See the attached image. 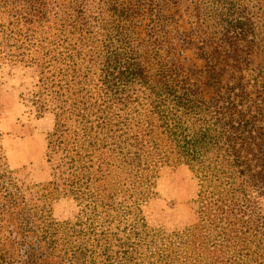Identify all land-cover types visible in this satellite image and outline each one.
<instances>
[{
    "label": "trees",
    "instance_id": "1",
    "mask_svg": "<svg viewBox=\"0 0 264 264\" xmlns=\"http://www.w3.org/2000/svg\"><path fill=\"white\" fill-rule=\"evenodd\" d=\"M181 1L0 0V63L36 74L30 101L37 117L53 115L47 149L55 140L64 151L60 179L78 207L57 223L45 206L57 181L31 206L0 164V212L15 213L26 262L52 250L56 225L69 234L65 264L128 245L110 223L130 219L136 231L154 169L186 165L199 180L197 222L167 236L158 261L264 264V0H194L195 25L180 32ZM151 243L159 253L161 240Z\"/></svg>",
    "mask_w": 264,
    "mask_h": 264
},
{
    "label": "rangeland",
    "instance_id": "2",
    "mask_svg": "<svg viewBox=\"0 0 264 264\" xmlns=\"http://www.w3.org/2000/svg\"><path fill=\"white\" fill-rule=\"evenodd\" d=\"M192 1L194 0H182L175 8L174 31H188L195 25ZM201 1L200 7L212 6L211 0ZM236 1L241 4L248 2ZM204 12L206 15L203 21L212 17L209 10ZM184 55L187 57L191 53L185 51ZM196 61L201 63L200 60ZM255 69L256 66L251 64L246 72L252 74ZM36 80V74L27 68L13 63H0V164L13 177L22 196L31 206L41 205V194L51 190L49 181H57L60 191L57 197L51 196L45 206L53 220L61 224L74 221L78 207L75 206L68 187L61 183L60 170L64 169V151L57 150L55 140L50 142L47 149L48 134L54 123L53 115L46 113L37 117L30 101V94L37 87ZM151 181L149 197L139 207L141 220L138 221L137 233L130 226V219H116L108 226L117 232L116 239L123 240L130 234L128 245H112L106 254L99 247L93 250L88 248L87 264H125L122 258L126 254L125 249L131 252L129 264H169L158 261V257L160 253L168 251L167 236L193 228L197 222L193 201L199 189V180L186 165H159L154 169ZM14 216L15 213L10 210L0 212V256L10 264H65L63 253L69 234L65 236V229L62 230L64 225H56L55 228L58 229H55L53 235L50 233L55 239L52 250H48V254L45 253L42 257L38 256V261L28 263L19 250L17 242L21 233L19 222L14 220ZM8 225L18 235L9 234ZM28 233L32 236L31 242L38 239V231L36 234L31 231ZM154 239L161 240L159 253H155L156 248L153 243L150 244ZM72 240L80 242L87 239L72 236ZM92 240L89 238L88 243H92ZM178 257L179 254L172 253L174 260L170 263L181 264Z\"/></svg>",
    "mask_w": 264,
    "mask_h": 264
}]
</instances>
